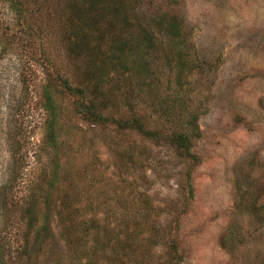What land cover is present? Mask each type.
Masks as SVG:
<instances>
[{"label":"rangeland","instance_id":"rangeland-1","mask_svg":"<svg viewBox=\"0 0 264 264\" xmlns=\"http://www.w3.org/2000/svg\"><path fill=\"white\" fill-rule=\"evenodd\" d=\"M0 191V264H264V0H0Z\"/></svg>","mask_w":264,"mask_h":264},{"label":"trees","instance_id":"trees-1","mask_svg":"<svg viewBox=\"0 0 264 264\" xmlns=\"http://www.w3.org/2000/svg\"><path fill=\"white\" fill-rule=\"evenodd\" d=\"M68 86V84H66ZM81 113L84 116L87 117V121L91 124L96 125H102L105 122H115L119 127L123 129H130V130H136L137 132L144 134V135H154L152 134V131L150 132L146 127L145 124L142 122V120L139 117H132L129 119H115L110 118V116H105L104 114L98 112L96 108L93 106V104H84L82 103L81 106ZM172 142V145L175 147H184L187 148L185 138L182 137L179 134H173L169 138ZM1 190L3 191L4 188L1 187ZM1 195V191H0ZM178 259L176 261H167L166 264H177Z\"/></svg>","mask_w":264,"mask_h":264}]
</instances>
